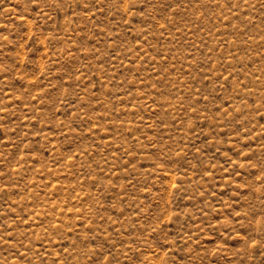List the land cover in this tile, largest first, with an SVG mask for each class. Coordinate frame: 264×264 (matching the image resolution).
Masks as SVG:
<instances>
[{"label":"rangeland","instance_id":"rangeland-1","mask_svg":"<svg viewBox=\"0 0 264 264\" xmlns=\"http://www.w3.org/2000/svg\"><path fill=\"white\" fill-rule=\"evenodd\" d=\"M0 264H264V0H0Z\"/></svg>","mask_w":264,"mask_h":264}]
</instances>
